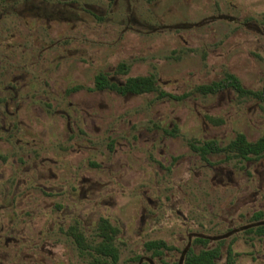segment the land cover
Masks as SVG:
<instances>
[{"label":"rangeland","instance_id":"374dc122","mask_svg":"<svg viewBox=\"0 0 264 264\" xmlns=\"http://www.w3.org/2000/svg\"><path fill=\"white\" fill-rule=\"evenodd\" d=\"M100 72L158 88L98 89ZM227 72L264 86V0H0V264H90L71 228L93 244L102 218L118 264H175L264 211V154L228 147L264 135V101L200 89ZM213 237L216 264L229 246L264 264V236Z\"/></svg>","mask_w":264,"mask_h":264},{"label":"trees","instance_id":"16d2710c","mask_svg":"<svg viewBox=\"0 0 264 264\" xmlns=\"http://www.w3.org/2000/svg\"><path fill=\"white\" fill-rule=\"evenodd\" d=\"M147 1L152 2L153 0ZM118 71L120 73H127L128 65L126 63H120L118 65ZM95 85L98 89L110 88L123 95H135L156 91L158 88V81L154 73L127 76L124 80L119 81L110 77L107 73L100 72L95 76ZM226 87H233L240 95H249L264 101V86L259 90L248 89L243 86L239 77L232 72H227L226 75L219 80L200 86V89L208 94L216 93ZM169 95L174 98H184L186 96L185 94L176 95L172 93H169ZM228 147L237 150L244 158H249L251 155H263L264 135L257 141L251 142L247 140L244 133H240L231 141ZM193 148L201 151L203 154L222 149L214 140L194 145ZM98 226L97 234L100 239L93 244L87 241L84 233L77 227L71 228V234L81 252H86L91 256L92 260L90 264H105L104 262L108 260H110L108 264H118L120 252L116 243V235L119 229L114 226L108 218H102ZM259 229L260 231H264V225H260ZM146 245L148 249H156L155 252L157 253H160L162 251L161 249L168 246L164 240H151L148 241ZM216 255V249L206 250L202 251L201 255L197 254L193 256L192 260L197 262L195 264H209Z\"/></svg>","mask_w":264,"mask_h":264},{"label":"flooded vegetation","instance_id":"af4514ba","mask_svg":"<svg viewBox=\"0 0 264 264\" xmlns=\"http://www.w3.org/2000/svg\"><path fill=\"white\" fill-rule=\"evenodd\" d=\"M257 215V216H256ZM260 225H264V211L263 210H258L253 212V214L250 217V222L241 227V229H239L238 227L232 228L230 229L228 232L223 233L222 235H209V234H203V233H199L195 235V239L197 240L198 244H201L203 247L197 251L196 249H192V248H187L185 249L183 252H185V256H184V260L181 259L179 260L177 263L175 264H195L197 262H195L193 259V256L200 254L202 251H206V250H211V249H216L217 250V255L215 256V258L213 259L212 262H210L209 264H216L219 262V260L222 258V246H220L219 244L216 245H211L210 244L212 242H214L215 238L213 236H228V235H232L234 233H236V231H251L256 233L257 235L260 236H264V231H260L259 226ZM197 244V245H198ZM228 253H229V263L228 264H236L235 263V257L232 256L234 254L233 252V248L231 246L228 247ZM152 262H149V264H151Z\"/></svg>","mask_w":264,"mask_h":264}]
</instances>
